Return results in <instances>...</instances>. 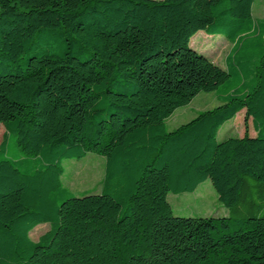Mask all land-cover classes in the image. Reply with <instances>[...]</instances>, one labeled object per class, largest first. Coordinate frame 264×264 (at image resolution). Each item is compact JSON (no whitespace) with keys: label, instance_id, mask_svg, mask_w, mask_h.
<instances>
[{"label":"trees","instance_id":"obj_1","mask_svg":"<svg viewBox=\"0 0 264 264\" xmlns=\"http://www.w3.org/2000/svg\"><path fill=\"white\" fill-rule=\"evenodd\" d=\"M255 1L0 0V264H264ZM201 31L232 44L226 69L191 47ZM217 91L221 105L168 131ZM242 111L256 135L219 141ZM89 154L102 190L76 197L64 162ZM208 180L229 216H175L169 194Z\"/></svg>","mask_w":264,"mask_h":264},{"label":"rangeland","instance_id":"obj_2","mask_svg":"<svg viewBox=\"0 0 264 264\" xmlns=\"http://www.w3.org/2000/svg\"><path fill=\"white\" fill-rule=\"evenodd\" d=\"M254 18H264V0H256L253 6ZM191 47L210 58L218 66L226 69V57L232 44L224 36H211L204 31L199 32L191 39ZM221 92L200 93L188 106L178 109L166 121L168 131L191 121L199 113L221 105L218 99ZM246 131L254 134L252 120L245 124V111L240 112L235 119L227 122L220 130L218 140L223 141L229 137H242ZM5 129L0 124V142ZM9 155L19 158L21 153L15 145V137L9 138ZM104 158L97 154H89L82 160H66L65 173L62 176L64 187L68 188L74 196L82 197L91 194H100L104 179ZM168 201L173 213L178 217H227L228 209L219 201L218 194L210 180L206 181L193 193L169 194ZM49 230L48 224L38 226L31 238L37 242Z\"/></svg>","mask_w":264,"mask_h":264},{"label":"crops","instance_id":"obj_3","mask_svg":"<svg viewBox=\"0 0 264 264\" xmlns=\"http://www.w3.org/2000/svg\"><path fill=\"white\" fill-rule=\"evenodd\" d=\"M253 13H254V10H253ZM261 19V18H260Z\"/></svg>","mask_w":264,"mask_h":264}]
</instances>
